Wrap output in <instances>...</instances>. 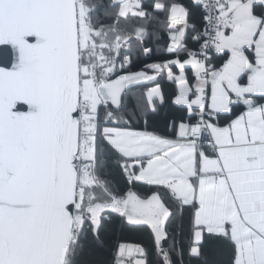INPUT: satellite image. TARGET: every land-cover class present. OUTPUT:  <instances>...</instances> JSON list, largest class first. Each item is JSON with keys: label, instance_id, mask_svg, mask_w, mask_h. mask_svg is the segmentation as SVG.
I'll list each match as a JSON object with an SVG mask.
<instances>
[{"label": "snow or ice", "instance_id": "obj_1", "mask_svg": "<svg viewBox=\"0 0 264 264\" xmlns=\"http://www.w3.org/2000/svg\"><path fill=\"white\" fill-rule=\"evenodd\" d=\"M0 45V264H98L113 216L150 229L159 264H264V0H0ZM133 51L153 62L132 71ZM163 72L177 139L124 112ZM112 264L147 251L118 243Z\"/></svg>", "mask_w": 264, "mask_h": 264}, {"label": "trees", "instance_id": "obj_2", "mask_svg": "<svg viewBox=\"0 0 264 264\" xmlns=\"http://www.w3.org/2000/svg\"><path fill=\"white\" fill-rule=\"evenodd\" d=\"M145 4L152 3V0H144ZM186 6H190L192 0H178ZM163 17L159 18V22L152 27V35L148 38V46L153 49V60L163 58L165 53V46L169 43L167 29L164 27ZM133 59L136 64L131 69L132 71L141 70L143 63H151L153 60H145L133 51ZM154 86L160 88V95L163 97V102H158L155 106V111L149 108V102L146 92ZM178 93V86L167 79L165 72L157 75L155 79L146 84H141L129 89L124 97V112L131 116V124L134 129L142 131H150L157 135L168 138H176L178 135V125L180 117L186 116V111H182L183 107L176 105L173 102L175 94ZM263 102V101H261ZM239 111V110H238ZM124 115V113H120ZM175 120L176 129L171 127ZM113 180L121 187L124 186V178L120 175L119 170L113 169ZM174 225H179V219L174 221ZM103 243L95 248L94 259L98 264H112L115 256V246L118 243H127L143 246L147 251L148 264H159L156 249L150 237V229L143 225H129L126 222L115 216L110 219L103 234ZM172 243L167 241L165 247L167 248ZM222 261L227 260V254L218 256Z\"/></svg>", "mask_w": 264, "mask_h": 264}, {"label": "water", "instance_id": "obj_3", "mask_svg": "<svg viewBox=\"0 0 264 264\" xmlns=\"http://www.w3.org/2000/svg\"><path fill=\"white\" fill-rule=\"evenodd\" d=\"M14 62H15V54H14L13 50L11 49V46L0 45V67H6V68L10 69ZM152 81H141V82H138L137 86L141 85V84L150 83ZM134 87H136V86H134ZM131 88H133V87H131ZM128 90L129 89H127L126 92Z\"/></svg>", "mask_w": 264, "mask_h": 264}, {"label": "crops", "instance_id": "obj_4", "mask_svg": "<svg viewBox=\"0 0 264 264\" xmlns=\"http://www.w3.org/2000/svg\"><path fill=\"white\" fill-rule=\"evenodd\" d=\"M166 73V72H165ZM167 75V74H166ZM155 87H158V86H154V87H151L150 89H152V88H155ZM148 92V91H147ZM147 92H146V94H147ZM154 99V104H155V106H156V104L158 103V102H160L161 101V99H160V97L158 96V97H154L153 98ZM175 101V98L173 99V102ZM264 102V101H263ZM175 103V102H174ZM151 105L149 104V108H151L150 107ZM180 106V105H179ZM183 107V106H182ZM134 130H136V129H134ZM138 131H142V130H138ZM165 138H168V137H165ZM178 138V135H177V137L176 138H169V139H177Z\"/></svg>", "mask_w": 264, "mask_h": 264}, {"label": "rangeland", "instance_id": "obj_5", "mask_svg": "<svg viewBox=\"0 0 264 264\" xmlns=\"http://www.w3.org/2000/svg\"><path fill=\"white\" fill-rule=\"evenodd\" d=\"M149 90H150V89H149ZM149 90H148V91H149ZM154 106H155V104H154ZM150 107H151L150 109H153V106H152V105H151ZM132 245H134V244H132Z\"/></svg>", "mask_w": 264, "mask_h": 264}]
</instances>
